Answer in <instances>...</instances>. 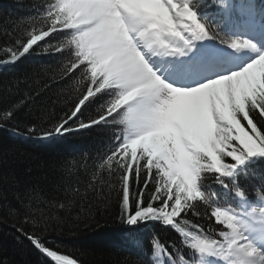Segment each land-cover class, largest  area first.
I'll return each instance as SVG.
<instances>
[{
	"label": "snow or ice",
	"instance_id": "obj_1",
	"mask_svg": "<svg viewBox=\"0 0 264 264\" xmlns=\"http://www.w3.org/2000/svg\"><path fill=\"white\" fill-rule=\"evenodd\" d=\"M197 6L198 0H56L46 11L48 28L31 33L26 41L18 42L19 47L7 49L14 62L50 32L72 30L67 43L74 46L75 60L68 71L84 65L82 72L92 86L67 119L53 130L40 133L39 138L72 131L71 126L65 125L81 113L85 101L102 90H110L105 97L109 101L106 111L89 123L81 122L79 128L101 123L123 125V137L117 135L120 142L107 160L109 164L115 162L120 170L122 214L128 213L130 207L134 213L127 218L129 225H136L138 220H162L165 225H172L173 218L185 206H191L189 201L200 198L207 203L209 195L218 194L202 190L205 172L214 173L215 182L225 191L234 187L235 195L245 200V191L237 185L235 173L251 158L264 157V135L257 132L256 123L249 117V112L256 110L264 117V54L242 70L188 89L165 82L150 65V56L184 55V49L190 50L193 42L216 38L211 27L201 22ZM230 47L254 45L236 40ZM28 99L31 97L5 109L0 119L14 120L15 111ZM241 114L255 135L241 124ZM108 117L112 119L109 121ZM13 132L23 134L15 129ZM37 135V128L32 125L25 138ZM225 157H230V161L225 162ZM141 161L146 172L143 181ZM141 182L151 200L164 202L161 206L153 207L143 191L132 188L133 183L138 188ZM17 200L27 210L25 223H36L43 217L44 201L39 194H29L27 199L18 194ZM168 202L173 205L170 212L166 211ZM9 211L15 215L19 209ZM212 214L228 231L220 233L222 241L200 240L191 245L199 254L198 264H264V207L258 214H250L247 207L239 211L217 207ZM16 230L58 264H77L67 255L45 247L40 236L29 234L22 227ZM156 248L159 256L164 249L160 245ZM0 264L7 262L0 259ZM167 264L177 262L169 257Z\"/></svg>",
	"mask_w": 264,
	"mask_h": 264
},
{
	"label": "trees",
	"instance_id": "obj_2",
	"mask_svg": "<svg viewBox=\"0 0 264 264\" xmlns=\"http://www.w3.org/2000/svg\"><path fill=\"white\" fill-rule=\"evenodd\" d=\"M227 1L212 0L211 6ZM55 2L0 0V61H9L0 63V113L31 97L15 111L14 120L0 119V259L7 264H58L16 230L20 227L40 236L49 250L67 255L77 264H154L156 245L186 256L183 239L216 240L223 230L215 224L212 210L240 209L241 199L235 195L234 187L231 191L221 188L214 173H202V190L218 195H209L207 203L194 201L173 219L172 225L164 226L162 220L127 223L128 216L134 213L130 207L128 213L122 214L120 170L115 162L109 164L107 160L120 142L117 135L123 137V125L101 123L79 128L81 122L89 123L106 111L109 101L105 97L110 90H102L85 101L81 113L65 125L72 131L39 138L40 133L53 130L67 119L92 86L82 72L84 65L68 71L75 60V49L67 43L71 36L67 29L50 32L28 54L11 62L7 49L19 47L18 42L26 41L31 33L48 28L46 11ZM101 104L104 107H99ZM249 117L256 123L257 132L264 135V117L259 110L250 111ZM238 118L246 131L255 135L242 114ZM32 125L37 128V137L25 138ZM13 129L23 134H14ZM229 161L230 157H225V162ZM140 164L143 181L146 172L144 162ZM235 179L245 191V198L264 197V157L251 158L240 166ZM132 188L143 191L153 207L164 203L151 200L142 182L138 188L133 183ZM149 188L156 195L150 182ZM18 194L26 199L29 194H39L43 199L45 212L36 223L24 222L27 210L17 200ZM10 208L19 211L13 215Z\"/></svg>",
	"mask_w": 264,
	"mask_h": 264
},
{
	"label": "bare ground",
	"instance_id": "obj_3",
	"mask_svg": "<svg viewBox=\"0 0 264 264\" xmlns=\"http://www.w3.org/2000/svg\"><path fill=\"white\" fill-rule=\"evenodd\" d=\"M186 49H184L185 51ZM188 51V50H186ZM251 53L250 51H245L244 53H239L240 56L243 55L246 56V54ZM261 54H264V52H261ZM260 54V55H261ZM252 55H255L253 53ZM259 56V55H257ZM167 57H159V56H150L149 62L150 65L153 67V70L156 71V73L163 79L165 82L182 89H188L196 86H200L204 83L209 82L211 79H214L215 74L208 75V74H199L194 73L191 70H187L184 68H175L174 66L177 65L178 57L176 59H171ZM240 60L237 61V63ZM183 62L179 64V66L182 65ZM210 78L208 81L203 80V78Z\"/></svg>",
	"mask_w": 264,
	"mask_h": 264
},
{
	"label": "rangeland",
	"instance_id": "obj_4",
	"mask_svg": "<svg viewBox=\"0 0 264 264\" xmlns=\"http://www.w3.org/2000/svg\"><path fill=\"white\" fill-rule=\"evenodd\" d=\"M200 3H199V5H202V4H204V2L206 1V0H198ZM204 1V2H203ZM198 11V10H197ZM198 16H199V18H200V20H201V16L199 15V13H198ZM263 20H264V15H263ZM245 21V20H244ZM201 22H203V20H201ZM242 21H239V23H241ZM235 24H237V23H235ZM244 27V26H246V24H243V25H241V27ZM231 27H229V28H227L226 30H227V33H228V37L231 39V41H236V40H238V41H248V42H250L252 45H254V47L253 48H242V49H244V50H248V51H250L251 53H252V51L255 49V48H257V45H256V43H257V39L256 40H253V37H252V33L251 32H249V29H246V34H243V32H237V31H232L231 29H230ZM230 29V30H229ZM225 30V31H226ZM228 30H229V32H228ZM215 44V49H216V52H218L219 53V51H221L220 49H219V47L216 45V43H214ZM214 47H212V48H214ZM196 48H197V45H196V41L195 42H193L192 43V45H191V49H194V50H196ZM228 51L230 50V51H233V53H235V52H238V49H234V48H230V49H227ZM264 51V50H263ZM256 58H258V56L257 55H252V56H250V59L248 60V61H246L245 62V65L243 66V68L244 67H246L247 66V64H249V63H251L252 61H254ZM242 68V69H243ZM242 69H239V70H242ZM239 70H236V71H239ZM236 71H233V72H236ZM233 72H231L230 74H232ZM229 74V75H230ZM219 78H221V77H219ZM217 79V78H216ZM215 80V79H214ZM198 199V198H197ZM194 201V200H193ZM189 202H191V201H189ZM188 202V203H189ZM169 203V208L168 209H166V211H168V212H170L171 211V207L173 206L172 204H171V202H168ZM261 207H264V203L262 204H256L255 206H250V205H248V207H247V209H248V211H249V213L251 214V213H253V212H255V213H257L258 214V211H257V209H261Z\"/></svg>",
	"mask_w": 264,
	"mask_h": 264
}]
</instances>
